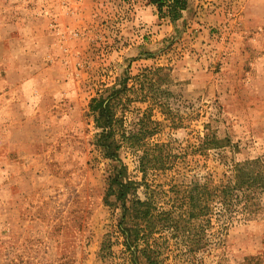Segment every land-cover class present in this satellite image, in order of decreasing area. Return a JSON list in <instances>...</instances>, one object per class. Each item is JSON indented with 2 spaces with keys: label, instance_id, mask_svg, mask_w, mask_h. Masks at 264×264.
I'll list each match as a JSON object with an SVG mask.
<instances>
[{
  "label": "rangeland",
  "instance_id": "374dc122",
  "mask_svg": "<svg viewBox=\"0 0 264 264\" xmlns=\"http://www.w3.org/2000/svg\"><path fill=\"white\" fill-rule=\"evenodd\" d=\"M143 5L0 0V264L118 259L117 211L104 201L111 162L95 147L89 105L124 77L138 87L144 68H169L154 86L160 107L133 100L124 126L150 105L153 140L176 158L172 171L148 172L149 188L204 175L217 183L233 163H264V0H188L174 22ZM205 135L219 146L193 153ZM119 154L141 181L137 156L126 146ZM259 203L245 219L207 227L197 259L164 250L163 264H264V197ZM107 239L112 254L103 259Z\"/></svg>",
  "mask_w": 264,
  "mask_h": 264
},
{
  "label": "trees",
  "instance_id": "16d2710c",
  "mask_svg": "<svg viewBox=\"0 0 264 264\" xmlns=\"http://www.w3.org/2000/svg\"><path fill=\"white\" fill-rule=\"evenodd\" d=\"M147 1L155 6L159 18H169L171 22L181 16L188 4V0ZM168 70L162 66L144 68L133 77L138 87H128L124 77L90 101L97 129L95 147L111 162L104 201L117 211L116 228L122 245L118 259L112 258L109 264H163L164 250L197 259V253L209 242L207 227H224L234 219L251 216L260 208V197H264V163L259 158L233 163L229 173H222L217 183L204 175L184 183L166 180L165 189L161 185L156 188L146 185L148 172L172 171L176 163L173 148L168 142L153 140L157 123L151 119L150 105L139 113L129 129L124 126V112L133 100L152 101L160 107L156 98L160 88L154 86L169 75ZM123 146L137 156L141 181L127 175L119 154ZM218 146L217 139L205 135L192 151L202 156ZM142 184L146 187L143 198L137 193ZM110 246V239L103 241L100 249L103 259L112 254Z\"/></svg>",
  "mask_w": 264,
  "mask_h": 264
},
{
  "label": "crops",
  "instance_id": "0c3cea01",
  "mask_svg": "<svg viewBox=\"0 0 264 264\" xmlns=\"http://www.w3.org/2000/svg\"><path fill=\"white\" fill-rule=\"evenodd\" d=\"M143 1H144L143 8H144V9H149V10H151V12L153 13V15L157 17V15H155V10H156L155 6L152 5V4H148L147 1H145V0H143ZM145 4H146V5H145ZM165 22L168 23V19H166Z\"/></svg>",
  "mask_w": 264,
  "mask_h": 264
}]
</instances>
